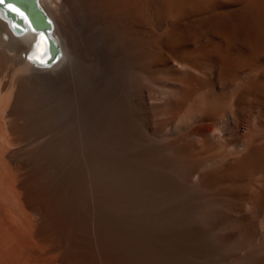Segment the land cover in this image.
I'll return each mask as SVG.
<instances>
[{"label":"bare ground","instance_id":"1","mask_svg":"<svg viewBox=\"0 0 264 264\" xmlns=\"http://www.w3.org/2000/svg\"><path fill=\"white\" fill-rule=\"evenodd\" d=\"M33 1L0 5V264H264V0Z\"/></svg>","mask_w":264,"mask_h":264},{"label":"water","instance_id":"2","mask_svg":"<svg viewBox=\"0 0 264 264\" xmlns=\"http://www.w3.org/2000/svg\"><path fill=\"white\" fill-rule=\"evenodd\" d=\"M11 1L18 3L20 6H22L21 3H23V2H25L27 5H30V6L31 5H35V7H34L35 10H36V8H38L37 4H35V2L33 0H11ZM24 10H26L25 11L26 12V16H28L27 15V12H29V11L26 8H24ZM39 11L41 12V14L43 15V17L45 18L46 22L48 23L47 18L45 16V14L43 13V11L41 9Z\"/></svg>","mask_w":264,"mask_h":264},{"label":"snow or ice","instance_id":"3","mask_svg":"<svg viewBox=\"0 0 264 264\" xmlns=\"http://www.w3.org/2000/svg\"><path fill=\"white\" fill-rule=\"evenodd\" d=\"M4 2V0H0V3H3Z\"/></svg>","mask_w":264,"mask_h":264},{"label":"rangeland","instance_id":"4","mask_svg":"<svg viewBox=\"0 0 264 264\" xmlns=\"http://www.w3.org/2000/svg\"><path fill=\"white\" fill-rule=\"evenodd\" d=\"M24 54H22V56H23Z\"/></svg>","mask_w":264,"mask_h":264}]
</instances>
